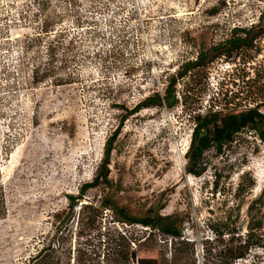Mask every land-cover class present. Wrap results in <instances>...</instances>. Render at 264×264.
<instances>
[{"label":"rangeland","instance_id":"obj_1","mask_svg":"<svg viewBox=\"0 0 264 264\" xmlns=\"http://www.w3.org/2000/svg\"><path fill=\"white\" fill-rule=\"evenodd\" d=\"M44 22L56 29L32 44L26 36ZM251 26L264 31V0H0V176L8 208L0 264H34L49 246L62 264H136L118 248L159 264H264V247L232 261L221 252L232 245L229 236L217 237L226 228L246 232L248 204L264 187V143L242 134L225 154L210 152L207 171L195 176L185 168L194 127L187 105L128 114L164 94L185 61ZM257 45L201 71L194 85L201 100L189 101L202 112L213 98L226 111L257 104L264 111V36ZM51 50L52 68L66 62L71 78L31 84L32 64L46 63ZM186 81L177 83L179 96ZM116 130L110 184L89 189L70 210L68 196L93 181ZM106 195L138 217H174L183 237L117 221L100 207Z\"/></svg>","mask_w":264,"mask_h":264},{"label":"trees","instance_id":"obj_2","mask_svg":"<svg viewBox=\"0 0 264 264\" xmlns=\"http://www.w3.org/2000/svg\"><path fill=\"white\" fill-rule=\"evenodd\" d=\"M55 29V26L50 22H44L41 31L35 33L33 36H26V38L28 41H31L32 44H36L40 42L42 38L49 37ZM263 36L264 31L258 28V26H251L250 28L235 27L230 37L210 46L206 50H201L195 59L185 61L179 67L177 73L170 77L164 94L155 92L153 95L147 96L128 112L129 115H133L145 108L155 106L163 107L164 105L168 108H172L179 102L187 105L194 122L190 145L186 152L187 163L185 168L188 173L195 176L203 175L209 167L208 154L210 152H215L216 156L225 154L229 147H231L242 134H254L264 143V111L261 109L263 105L257 104L241 110L226 111L224 108H217L216 100L211 98L212 103L209 108L202 112L198 103L189 101L193 99L201 100L199 90L194 86L201 71L208 69L210 64L217 59H232L236 56L243 55L244 52L258 49L257 41ZM28 46L27 52L30 51L32 45ZM54 59L55 57L51 50L46 63L40 62L39 64H32V68H30L31 84L51 82L55 85H63L68 83V78L70 79L71 75L65 72L66 62L58 67V71L52 68ZM180 79H187V81L179 96L176 86ZM129 115H127L126 118H129ZM118 135L119 132L116 130L107 140L104 149V158L93 181L84 184L80 188L78 196H68L71 207L70 210L73 209L77 200H82L86 196L89 189L101 185L108 186L110 184L109 166L111 163L112 151L114 149V142ZM1 179L0 176V219H5L7 217L8 208L5 189L1 184ZM251 185H254V182H252ZM237 191L238 193L244 191L242 183L239 184ZM89 205L92 206L93 204H86L82 208L88 207ZM100 207L103 209H112L117 221L130 224L139 223L152 230L158 229L162 233L174 236L177 239L183 237L181 224L178 225V222H176L175 218L172 216H163L158 211L151 215L146 214L141 217L135 216L127 207L121 206L118 201L110 195H106L102 198ZM70 217L71 216H69V218ZM247 217L246 232L244 234H241V232L235 229L228 228H226L225 231L217 232L218 238H222L224 235L229 236V242H231L232 245L229 247L227 245L221 252L229 251L232 261L246 257L251 249L255 247H264V187L261 193L256 195L248 204ZM171 218L173 220L169 222ZM151 235L152 234H150L145 241H149ZM121 237L123 236L121 235ZM236 237L239 238L237 239ZM236 240L239 241L237 245L235 244ZM55 252L56 250L51 246L43 248L40 250L39 255L36 256L34 264H62L61 259L53 256ZM115 253L120 255L124 261L130 258L134 263L138 260V264H159L156 256H141L135 249L123 250L122 248H118Z\"/></svg>","mask_w":264,"mask_h":264},{"label":"built area","instance_id":"obj_3","mask_svg":"<svg viewBox=\"0 0 264 264\" xmlns=\"http://www.w3.org/2000/svg\"><path fill=\"white\" fill-rule=\"evenodd\" d=\"M135 263L138 264V260H136Z\"/></svg>","mask_w":264,"mask_h":264}]
</instances>
